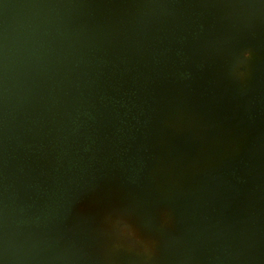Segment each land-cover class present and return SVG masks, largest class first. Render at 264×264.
I'll return each instance as SVG.
<instances>
[{"label": "water", "instance_id": "95a60500", "mask_svg": "<svg viewBox=\"0 0 264 264\" xmlns=\"http://www.w3.org/2000/svg\"><path fill=\"white\" fill-rule=\"evenodd\" d=\"M0 6L11 15L0 22V230L20 223L34 233L59 230L77 185L104 172L111 155L123 156L121 131L134 117L140 125L127 154H144L161 107L155 83L213 82L221 49L236 36L264 50V0H0ZM137 18L145 22L140 29L152 31L143 51L125 40L129 25L118 23ZM114 30L117 39L110 37ZM212 91L214 108L227 103ZM246 100L258 141L238 169L223 170L209 188L249 209L252 230L235 222L234 235L221 209L198 205L186 227L207 264H247L245 258L264 264V66ZM136 178L143 181L144 171Z\"/></svg>", "mask_w": 264, "mask_h": 264}, {"label": "rangeland", "instance_id": "374dc122", "mask_svg": "<svg viewBox=\"0 0 264 264\" xmlns=\"http://www.w3.org/2000/svg\"><path fill=\"white\" fill-rule=\"evenodd\" d=\"M10 17L0 6V22ZM118 23L130 27L125 40L147 48L152 31L140 29L145 22ZM263 66L264 50L250 37L236 36L221 49L213 82L155 83L161 107L143 181L129 184L114 171L77 185L69 217L56 232L0 234V264H207L186 227L198 205L221 209L234 235L240 234L235 222L252 230L249 209L215 195L209 182L240 165L258 141L249 127L246 95ZM212 90L227 103L214 108Z\"/></svg>", "mask_w": 264, "mask_h": 264}, {"label": "flooded vegetation", "instance_id": "af4514ba", "mask_svg": "<svg viewBox=\"0 0 264 264\" xmlns=\"http://www.w3.org/2000/svg\"><path fill=\"white\" fill-rule=\"evenodd\" d=\"M140 125V121L139 120H135V117L133 118V120H129L128 123H126L125 125V129L121 131V138H122V142L125 144H127V146H125L122 149L123 152V156H121L120 154H116L115 156L111 155L113 152V146H111V144H115V142H111L110 146H109V154L110 159H111V163H107L106 164V169L104 172H100L98 174V177H94L92 178V181L101 177L102 175L117 171L120 172V174H122L123 179L125 181H127L129 184H136L138 182L137 178H136V174L139 171H144L145 174V170H146V166H147V160H148V149L149 146L152 142V138L149 141L147 146H144V154H142V152L140 154H130L128 155V150L130 148V144L133 140H134V135L135 132L132 130L133 127ZM119 143V142H118ZM143 151V148H142ZM239 165L237 167L234 168V170L238 169ZM122 168V169H121ZM2 221V220H1ZM21 224L17 225L16 227L12 228L11 226L9 227L8 225L4 226V229L0 230V234H28L31 233L29 232L31 229L27 228H21ZM29 230V231H28ZM43 234V233H42Z\"/></svg>", "mask_w": 264, "mask_h": 264}]
</instances>
